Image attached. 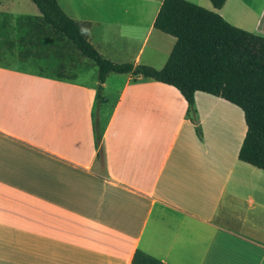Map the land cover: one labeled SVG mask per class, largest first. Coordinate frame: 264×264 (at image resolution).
Wrapping results in <instances>:
<instances>
[{"label": "crops", "instance_id": "obj_1", "mask_svg": "<svg viewBox=\"0 0 264 264\" xmlns=\"http://www.w3.org/2000/svg\"><path fill=\"white\" fill-rule=\"evenodd\" d=\"M62 1L104 58L166 63L163 0ZM186 1L264 37V0ZM36 10L0 0V15ZM84 63L75 80L0 65V264H264V170L238 159L242 111L196 92L198 138L175 88L111 73L97 103Z\"/></svg>", "mask_w": 264, "mask_h": 264}, {"label": "trees", "instance_id": "obj_2", "mask_svg": "<svg viewBox=\"0 0 264 264\" xmlns=\"http://www.w3.org/2000/svg\"><path fill=\"white\" fill-rule=\"evenodd\" d=\"M40 13L37 17H18L24 28L17 39L18 60L30 58L57 60L55 79L75 80L67 65L76 67L80 59L87 60L97 69L96 101L102 96L103 84L109 74L131 73L175 88L187 103L186 118L202 137L194 106V94L206 93L238 107L244 116L246 133L238 152V159L264 170V37L235 27L215 12L186 0H163L154 20V28L172 36L174 46L164 66L157 70L147 65L117 64L104 58L90 44L91 23L70 18L57 0H30ZM220 9L226 0H210ZM0 33L12 19L0 15ZM2 45L6 50L2 49ZM15 42L0 43L1 62L10 57ZM42 75V74H39ZM47 76V75H45ZM96 145L101 134L94 126ZM97 158H102L101 148ZM133 264H160L136 252Z\"/></svg>", "mask_w": 264, "mask_h": 264}, {"label": "rangeland", "instance_id": "obj_3", "mask_svg": "<svg viewBox=\"0 0 264 264\" xmlns=\"http://www.w3.org/2000/svg\"><path fill=\"white\" fill-rule=\"evenodd\" d=\"M26 4H30L32 8L35 9L34 5L29 1L25 0ZM61 4H63L62 0H59ZM36 15L38 14V11L36 10ZM23 25V21L21 22L18 17H13L9 20V26L0 33V43L2 44L4 40L9 39L15 42L14 47L12 50L8 51L12 55L6 59H4L1 64L8 67H14L23 71L47 75V76H54L55 74V68L57 66V60L52 55L47 58H30L26 62H21L18 60L17 53L19 51V47L16 44L17 39L23 34L24 28L21 26ZM2 49L6 50L5 46L2 45ZM73 63L69 62L67 65L68 73L75 74L76 77H78V73L82 72L83 70H88L90 65H85L84 59H80L76 65V67H72ZM93 66V65H92ZM96 68H92L89 71H86V75L84 78L89 80L90 77L94 76V73L97 75L94 71ZM94 72V73H93ZM93 79V78H91Z\"/></svg>", "mask_w": 264, "mask_h": 264}]
</instances>
